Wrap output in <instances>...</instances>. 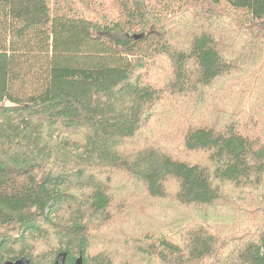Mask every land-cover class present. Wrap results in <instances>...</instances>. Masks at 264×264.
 <instances>
[{"label": "trees", "instance_id": "1", "mask_svg": "<svg viewBox=\"0 0 264 264\" xmlns=\"http://www.w3.org/2000/svg\"><path fill=\"white\" fill-rule=\"evenodd\" d=\"M119 180L128 257L264 264V0H0V264H113Z\"/></svg>", "mask_w": 264, "mask_h": 264}, {"label": "rangeland", "instance_id": "2", "mask_svg": "<svg viewBox=\"0 0 264 264\" xmlns=\"http://www.w3.org/2000/svg\"><path fill=\"white\" fill-rule=\"evenodd\" d=\"M225 116V118H221L222 121L228 120L229 114ZM194 159L198 158L195 157ZM222 188L224 192L229 194L233 191V188L229 185H223ZM111 192L117 195V201L113 208L114 216L117 215L116 222L108 231V238L104 242H99L95 250L97 252L103 248L105 252L111 255L113 264H146L145 262H140V257L137 259L134 256H127V251L123 245L125 243L124 237H128L129 241H134L137 246L144 248L148 245L145 242L147 240L145 236L146 232L153 235L155 231H171L172 233H176L179 220L173 213L175 208L168 204L167 201L161 203L149 202L138 184L131 181L124 182L119 180L115 186L113 185ZM125 195L130 197V202L126 208H122L120 206L121 197ZM149 204L152 205V209L156 210L151 217L145 214ZM231 207L232 205L230 204V209ZM230 214L232 218L231 210ZM199 215H201L200 212ZM192 219L196 221L199 219L198 212L192 215ZM189 221L191 220L189 219ZM129 223L132 226L136 225L142 233L137 236L132 230H128Z\"/></svg>", "mask_w": 264, "mask_h": 264}, {"label": "water", "instance_id": "3", "mask_svg": "<svg viewBox=\"0 0 264 264\" xmlns=\"http://www.w3.org/2000/svg\"><path fill=\"white\" fill-rule=\"evenodd\" d=\"M142 38V35H136L134 36V39L135 40H138ZM65 258H66V254H61L60 255V258L58 260H56V262L54 264H65ZM5 264H29V261L25 258H20L16 261H8V262H5ZM74 264H83V259L81 256H79Z\"/></svg>", "mask_w": 264, "mask_h": 264}]
</instances>
